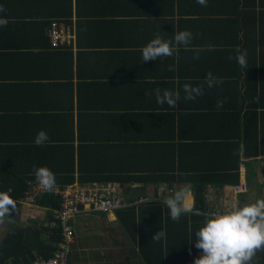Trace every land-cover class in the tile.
Masks as SVG:
<instances>
[{
	"label": "crops",
	"instance_id": "obj_1",
	"mask_svg": "<svg viewBox=\"0 0 264 264\" xmlns=\"http://www.w3.org/2000/svg\"><path fill=\"white\" fill-rule=\"evenodd\" d=\"M0 5L5 9L0 18L9 21L7 27H0V152L20 164L22 146L26 152L27 148L34 154L40 152L41 158L53 147L50 152L54 155L50 156L63 157V166L72 149V184L101 182L86 180L92 176V169L110 177L120 170L109 173L104 167L122 163L128 168L134 159L129 169L148 182L120 186L123 201L132 206L77 218L74 225L78 239L109 238L97 232L100 230L96 224L88 225L85 218L106 221L114 247H119L117 238L121 234L126 240L123 248L127 245L122 255H126L128 262L144 264L137 255L136 240L123 228L119 230L116 223L129 209H134L139 222V208L158 203L162 219L155 224L145 219L142 226H136L145 234L150 224L149 232L152 228L154 232H166L163 200L180 187L166 182L151 183L170 175L169 152L179 151L182 138L191 136L193 121L186 114L216 112L214 121L211 118L200 133L218 134L227 127L228 134H246L248 138L240 140L249 154L238 171L237 185L207 186V211L194 209L191 193V213L208 217L222 214L234 203L243 206L264 198V15L260 13V0H208L207 7L196 0H0ZM53 22L70 26L74 47L50 46L48 31ZM184 30L191 31L194 37L187 48L181 45L173 57L142 63V47L157 34L170 40ZM225 38L238 40L229 48L232 56H236L237 46L247 51L248 68L234 65L237 70L233 76L224 77L229 81L226 85L233 89L231 92L230 87H206L195 101H184L185 83L197 86L208 72L216 76L221 71L217 67L226 66L225 54L221 59L216 56L219 54H210L214 51L212 45ZM197 55L199 59L194 58ZM170 64L176 65V71H168ZM222 80L224 84L226 80ZM156 88L179 91V106H161L155 95H145ZM225 98L223 108L217 111V100ZM255 107L257 116L253 112ZM40 130L49 137L42 147L33 143ZM194 130L198 132L196 125ZM81 147L85 152L82 164L78 165ZM177 157L175 152L174 160ZM28 158L23 163L31 166ZM242 184L246 190L235 192L234 188ZM16 204L17 212L0 223L1 241L11 226L47 220L48 209L37 206L35 200H16ZM158 222L161 227H157ZM171 229L175 232L155 244V248L161 247V258L167 255L169 247L175 249L171 245L177 230ZM96 243L93 241V250L98 252ZM260 255L257 250L250 264H255Z\"/></svg>",
	"mask_w": 264,
	"mask_h": 264
},
{
	"label": "trees",
	"instance_id": "obj_2",
	"mask_svg": "<svg viewBox=\"0 0 264 264\" xmlns=\"http://www.w3.org/2000/svg\"><path fill=\"white\" fill-rule=\"evenodd\" d=\"M259 7L260 13L264 15V0H260ZM261 38V42L264 43V28ZM237 42V39L232 40L231 38H225L219 40L217 44L212 45L214 51L210 54H219L216 56L220 59L222 54L227 56L226 66L223 69L217 67V69L222 72L220 71L216 76L226 80L224 84L220 85L221 88L230 87V85H226L229 81L224 77H232L237 70L235 66L237 67L238 64L235 60V56L229 54V48L234 46ZM72 47H74V44L73 46H58L53 49H67ZM203 52L208 53L206 51ZM67 53L71 54L70 51H67ZM229 56H232L233 59L229 60ZM229 90V92H231V90H233L232 87H230ZM261 106L263 107L264 103H262ZM255 110H257V107H255L253 111L254 115L257 116V111ZM215 113L216 112L203 115H185L189 116L193 121L191 136L182 138L184 141L181 143L179 151L169 152L168 155L171 156V160L169 161L170 175L162 176L151 183L157 184L159 182H166L167 185L176 184V186L180 188L185 186L190 187L194 196L195 210L207 211L208 206L207 200L205 199V191L209 184L217 187L227 186L229 188L237 185L238 171L240 167L244 165V158L249 156V154H247V146H245V149H242V151L240 150V139H242V142L245 141L246 138H248L246 134H228L227 127L218 131V134L203 135L200 133V129L204 124L206 125L211 118H213L214 121V117L217 116ZM195 125L198 132L194 130ZM72 134L73 132L71 131V135ZM23 145H25V143H23ZM23 147L24 146L21 147L22 151L21 154H19L22 157V163L20 164L12 160V157H9L5 152H0V192L11 191L9 194L15 200L25 199L30 192L31 186L37 185L35 176L32 174L33 166H47L51 169L56 176L55 188L61 189L72 184L74 170V155L72 149H70V154L69 152L66 154L68 162L62 166L64 162L63 157L58 156L53 159V157L50 156L54 155V152H50V149L53 147L46 150L45 152H47V154L44 152L42 158L38 157L40 152H35L34 154L29 148H27L29 151L26 152L23 150ZM83 147H81V156L78 158V165L82 164V155L85 152ZM175 152L178 154L176 160H174ZM27 157H29L28 160L31 162V166L24 165L25 163H23L25 161L23 159ZM132 160H130L128 168L122 163L104 167L105 169L103 170L109 173L120 170L117 175L103 177L101 172H96V170L94 172V169H92V176L86 180H88V182L98 180L103 183H115L119 187H122L125 183L134 186L137 185V183H148L131 172L129 165ZM135 162L136 161H134L131 166H134ZM247 164L248 163H245V166ZM84 166L85 168L87 167V165ZM84 166L82 168H84ZM175 171L176 175H174ZM29 174L31 176H28ZM62 175L63 177H61ZM86 183V181L79 182V184ZM35 204L48 209L46 214L47 220H44V222L31 221V224L19 223L11 226L3 240H0V264H31L37 258L41 257L46 259L52 256L53 252L58 248L59 243L63 240L61 224L55 218L54 213L59 207L57 196L53 193L37 195L35 197ZM158 205V203H155L154 205H148L147 207L141 206L139 208L140 226L143 225L145 219H147L148 222L152 221V224L162 219ZM163 212L166 235L175 232L171 228L177 230V236L174 237L175 243L171 245V247L175 249H170L169 247L167 255L164 256V258H161L160 245L155 248L157 241L152 240L153 235L159 230L154 232L152 228L149 232L152 227V224H150L147 229V234L143 233L142 230L136 226L138 216H135L134 209H129L127 215H120V220L118 221L125 232L136 240L139 249L137 255L144 264H194V260L202 255V253L195 248V233L203 226L206 217L188 213L182 215L179 222H174L170 218L169 209L167 207L164 208ZM146 216H148V218ZM71 221L72 220L69 222ZM157 227H161L160 222L157 223ZM71 228L73 231L72 226ZM259 250L261 252L260 259H258L255 264H264V249Z\"/></svg>",
	"mask_w": 264,
	"mask_h": 264
},
{
	"label": "clouds",
	"instance_id": "obj_3",
	"mask_svg": "<svg viewBox=\"0 0 264 264\" xmlns=\"http://www.w3.org/2000/svg\"><path fill=\"white\" fill-rule=\"evenodd\" d=\"M196 2L203 7H207L208 4V0H196ZM4 11V7L0 5V13ZM8 22V19L0 18V27H7ZM193 38V33L188 30L176 32L170 40H165L157 34L142 47V63L173 57L179 46L187 48ZM235 52L237 64L247 69V51H242L237 46ZM194 58L199 59V56ZM228 59L232 60L233 57L229 56ZM168 71H176V65H168ZM222 84L221 78L208 72L199 85L193 86L189 83L183 85V99L195 101L197 97L203 95L206 87L213 90ZM145 95L149 97L155 95L157 104L161 106L167 104L173 109L179 106L181 100L179 91L174 92L169 89L156 88L146 92ZM225 103L226 98L218 99L215 105L216 110H221ZM48 140L47 132L40 130L33 143L42 147ZM242 149L241 145L240 150ZM32 174L42 190L49 193L55 190L56 176L47 166H33ZM191 193V188L185 186L163 200V204L169 209L172 221L179 222L182 215L193 211ZM13 212H17L16 200L8 192H0V223L4 222L6 216H13ZM165 236V231L161 229L153 235L152 240L159 242ZM195 237V248L202 255L194 260V264H250L255 252L264 249V198L243 206L234 203L222 214L213 213L205 218L203 226L195 233Z\"/></svg>",
	"mask_w": 264,
	"mask_h": 264
},
{
	"label": "built area",
	"instance_id": "obj_4",
	"mask_svg": "<svg viewBox=\"0 0 264 264\" xmlns=\"http://www.w3.org/2000/svg\"><path fill=\"white\" fill-rule=\"evenodd\" d=\"M50 45L52 48L58 46H73L74 35L69 25L53 22L48 31ZM246 190L242 184L234 188L235 192ZM49 193L40 188L39 185L30 189L29 196L24 201L33 203L37 195ZM57 196L59 207L54 211L55 218L61 224L63 240L58 248L48 258H37L31 264H68L67 259L70 252V244L74 241V235L69 221L79 215L89 213L109 214L132 206L121 197V189L115 183L91 182L87 184L74 183L65 188H55L51 192ZM168 193H172L168 191ZM140 201H145L140 199ZM224 213V212H222Z\"/></svg>",
	"mask_w": 264,
	"mask_h": 264
},
{
	"label": "rangeland",
	"instance_id": "obj_5",
	"mask_svg": "<svg viewBox=\"0 0 264 264\" xmlns=\"http://www.w3.org/2000/svg\"><path fill=\"white\" fill-rule=\"evenodd\" d=\"M168 192V191H167ZM170 192V190H169ZM113 213V212H111ZM104 214V213H99ZM91 215V214H88ZM88 215H79L75 219H73L68 224L73 227V235H74V241L70 244V252L67 259L68 264H139L135 261L128 262L125 257L122 255V250L127 248V245H125V248H123V244L125 243V237L118 235V243L119 247H114L115 240H110V231L108 228V225L105 223L106 221L102 222L99 220H94L90 218H85L87 224L93 223L96 224L97 228L105 237L109 238H100L97 239L94 237L91 238H84L78 239L76 226L74 225V222L77 218L88 216ZM116 226H118L119 230L122 229L121 225L116 223ZM93 241L98 242L96 243L97 250H93ZM105 251L104 255L100 257V254L103 251Z\"/></svg>",
	"mask_w": 264,
	"mask_h": 264
}]
</instances>
